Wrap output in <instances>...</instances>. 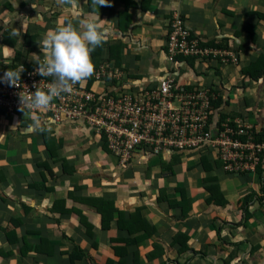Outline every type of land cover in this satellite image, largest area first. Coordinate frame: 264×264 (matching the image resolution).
Segmentation results:
<instances>
[{
    "label": "crops",
    "instance_id": "0c3cea01",
    "mask_svg": "<svg viewBox=\"0 0 264 264\" xmlns=\"http://www.w3.org/2000/svg\"><path fill=\"white\" fill-rule=\"evenodd\" d=\"M176 17L239 59L189 63L177 86L217 92L212 125L251 126L264 142V77L246 74L264 57V0H0V70L35 71L49 29L92 19L104 30L93 71L108 64L132 90L156 88ZM0 264H264V161L237 174L210 153L141 152L121 168L84 121L0 111Z\"/></svg>",
    "mask_w": 264,
    "mask_h": 264
},
{
    "label": "built area",
    "instance_id": "2783aa9c",
    "mask_svg": "<svg viewBox=\"0 0 264 264\" xmlns=\"http://www.w3.org/2000/svg\"><path fill=\"white\" fill-rule=\"evenodd\" d=\"M165 48L167 76L156 88L140 86L132 90L121 70L103 64L73 84L70 92H61L46 106H33L32 92L36 87L46 90L53 77L21 69L15 85L0 83V111L9 116H43L56 123L84 121L103 139L121 168L127 167L141 152L152 155L197 152L214 154L228 173L256 171L264 161V142L258 140V132L229 120L212 125L218 96L197 85L179 88L175 80L176 73L188 66L187 61L237 64V56L230 50L202 46L178 17L169 24ZM91 80L101 81L114 90L100 93L88 89ZM119 83L125 84L120 88Z\"/></svg>",
    "mask_w": 264,
    "mask_h": 264
},
{
    "label": "clouds",
    "instance_id": "9594fccd",
    "mask_svg": "<svg viewBox=\"0 0 264 264\" xmlns=\"http://www.w3.org/2000/svg\"><path fill=\"white\" fill-rule=\"evenodd\" d=\"M93 2L100 7L109 3V0H93ZM67 4L69 7L75 6L77 0H67ZM88 15L91 17L94 13L90 12ZM103 40L104 30L92 19H81L76 26L66 22L49 29L40 42V51L45 55L43 62L37 63L35 72L40 76H52L53 82L46 90L36 87L32 92L30 104L46 106L53 97L61 92H70L73 84L92 73L94 66L90 53ZM237 60V64L232 65H238V57ZM19 78L20 72L6 68L0 74V83L6 82L12 86ZM213 93L217 94V92ZM217 96L219 100V95Z\"/></svg>",
    "mask_w": 264,
    "mask_h": 264
},
{
    "label": "trees",
    "instance_id": "16d2710c",
    "mask_svg": "<svg viewBox=\"0 0 264 264\" xmlns=\"http://www.w3.org/2000/svg\"><path fill=\"white\" fill-rule=\"evenodd\" d=\"M201 45L202 46H204L205 45V42L204 43H201ZM214 48V47H213ZM223 49V48H222ZM188 62V65H190L189 63H193L194 61H187ZM252 68L249 70V71H247L246 72V74L248 75V76H250L252 79H254V80H258V79H260V78H262V77H264V57H260L258 60H257V62H255V64H253L252 66H251ZM262 136H264V132L262 133ZM258 138H261L260 136H259V132H258ZM252 198H250V197H247V198H245V200L243 201V206H248V204H249V201L251 200ZM245 209H246V207H245ZM99 210H100V208H99ZM246 212H247V210H246ZM248 213V212H247ZM107 215V214H106ZM103 216V220H109V215H107V216H105V215H102ZM131 219H133V217L131 218ZM139 219H141V217H139ZM241 223L242 222H239V224L238 225H241ZM128 224H130V226H128L129 228L127 229V230H132L133 229V227H135L136 225H137V223L136 222H129ZM127 224V225H128ZM120 226H122V225H120ZM123 227V226H122Z\"/></svg>",
    "mask_w": 264,
    "mask_h": 264
}]
</instances>
